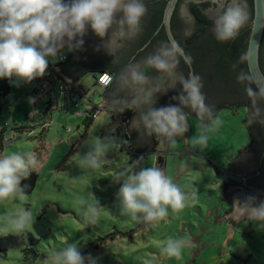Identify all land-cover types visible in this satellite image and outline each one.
<instances>
[{"label": "rangeland", "instance_id": "374dc122", "mask_svg": "<svg viewBox=\"0 0 264 264\" xmlns=\"http://www.w3.org/2000/svg\"><path fill=\"white\" fill-rule=\"evenodd\" d=\"M74 50L65 46L61 52ZM58 54L47 57L45 75L58 63ZM95 77L90 71L75 82L86 95L76 93L78 107L70 100L68 112L50 104L49 95L32 100L30 94L41 86L35 78L13 83L2 100L0 159L15 153L27 162L34 156L37 163L27 172L37 173L38 180L31 193L16 192L0 201V237L24 238L23 250H9L0 264H58L57 257L72 245L83 264H264V221H238L242 218L232 223L225 217L231 207L224 196L233 175L230 164L249 142L246 109H223L203 129L188 115L187 147L177 137L166 148L137 155L110 104L89 127L85 124L86 111L103 102L105 90L96 86ZM51 96L59 98L57 92ZM154 137L159 144L160 136ZM202 137L204 143L199 142ZM92 158L100 167L91 166ZM151 167L181 189L185 207L173 211L166 206L162 220L144 221L138 213L135 221L122 214L120 188L128 175ZM90 206L99 212L95 223L91 213L85 217ZM21 211L30 217L17 232L11 220ZM169 239L184 241L179 258L164 252Z\"/></svg>", "mask_w": 264, "mask_h": 264}, {"label": "clouds", "instance_id": "9594fccd", "mask_svg": "<svg viewBox=\"0 0 264 264\" xmlns=\"http://www.w3.org/2000/svg\"><path fill=\"white\" fill-rule=\"evenodd\" d=\"M147 11L143 0H0V78L15 76L30 82L35 77L43 76L48 66L47 57L54 56L66 40L70 42L82 36L89 28L97 36L104 37L116 21L117 13L123 14L119 23L126 24L128 34L134 36L139 32L140 22ZM247 19V13L239 6L230 4L214 21L216 38L220 41L235 38ZM178 58H184L186 62L191 60L179 42L172 40L162 43L155 53L146 58L145 63L159 73L174 77ZM131 77L140 84L147 82V77L139 71L133 70ZM178 79L182 92L173 99L179 100L180 105L190 107L199 118L210 112L201 91V77L192 73L187 78L181 75ZM237 80L251 84L252 77L240 72ZM246 92L250 98H264V88L253 90L247 87ZM141 119L147 129L167 137L181 134L187 127L186 114L177 105L151 109ZM204 140L202 137L199 142L204 143ZM96 155H100L99 148ZM89 162L94 168L100 167L95 158ZM36 163L34 156H29L26 162L15 153L0 159V201L19 190L21 174H26L28 166ZM119 195L122 214H129L135 221L139 219L138 213L144 214V221L162 220L167 215L166 206L173 211L185 207V194L157 167L128 175ZM89 213L92 215L90 222L95 223L99 215L97 208L90 206L85 213L86 218ZM29 217L30 213H17L16 218L11 220L12 228L17 232L23 230ZM252 218L264 221V203L253 208ZM183 243L182 240L173 242L169 239L164 252L169 257L179 258ZM57 261L58 264H83L74 245L61 253Z\"/></svg>", "mask_w": 264, "mask_h": 264}, {"label": "trees", "instance_id": "16d2710c", "mask_svg": "<svg viewBox=\"0 0 264 264\" xmlns=\"http://www.w3.org/2000/svg\"><path fill=\"white\" fill-rule=\"evenodd\" d=\"M183 1L184 0L178 1L172 16L171 25L175 39L182 46L185 53L191 57L190 62L194 68V73L201 77L203 85L201 91L205 97L206 106H209L210 112H208L205 117L203 116L202 118H199L197 116V118L208 124L223 109H229L236 112L238 108H245L247 114L245 122L249 125V142L247 146L239 151L238 158L242 163L245 159L250 158V154L255 151L258 154L255 167L259 165L262 173L264 174V157L263 160L260 161L261 156H264V98L256 96L253 99L248 96L246 92L247 87H251L253 90H256L253 81L249 84L247 81L239 82L237 80V75L240 72H245L250 76L247 67L246 54L253 19V0H244L248 12V19L245 25L240 29L239 34L235 38L227 41L218 40L213 31L215 19L222 15L224 10L222 13H213L212 18L205 13V9L210 7V3L208 2L189 3V10L193 16L194 24L189 35L183 34L184 32L180 27L182 19L178 14V10ZM143 3L146 5L148 11L141 20V33L137 35V40H135L133 44V46H135V50L133 51L132 56L136 57V59L143 53L149 51L154 45L158 44L161 46L162 43L168 42L164 29H161L153 37V34L161 25L167 0H143ZM115 24L116 21L111 27ZM187 28L188 26L185 24V29ZM149 40L150 43L147 47L140 51V49L145 46ZM263 45L264 34L260 45L259 58L260 67L264 73V57L262 56ZM64 47H60L57 52H61V49ZM79 47L83 48V41L80 37L76 42L74 52L66 55L67 58L64 62H60L55 65V69L51 71L50 79L53 81L54 79L58 80L65 78L76 86L75 82L90 71L95 74L109 73L112 75L113 81L111 85L105 89V97L109 96L108 93L116 85L118 73L123 66L111 62L80 63L76 59ZM178 60V68L184 73V77L187 78L189 74L188 66L184 63L182 58H178ZM140 72L146 76L152 72V68L144 63ZM35 79L40 82L42 78L35 77ZM19 80L20 78L15 76L10 79L3 78L0 80V107L3 103L2 100L5 99L10 92L12 84L17 83ZM78 90L81 89L79 88ZM181 92L176 95L178 96ZM219 98H221V102L215 103ZM98 107L99 106L93 105L86 116L84 122L87 127H89L91 122L94 120L92 115ZM103 107H107V104ZM117 114L120 117L123 126L132 119L134 116V110L130 107H119ZM14 129L17 130V127ZM151 135L153 145L148 151L154 152L158 146V142L156 140L157 137H154L156 134L151 131ZM125 138L128 140L127 136H125ZM254 146L255 148L253 149ZM133 150L136 151V153L138 151L136 147H134ZM233 167H236L235 161L232 162V174L237 171H234ZM37 180L38 175L33 171H28L26 174L22 173L18 186L19 190L17 192L26 194L31 193L35 189ZM262 187L263 188L260 189L263 190L264 185H262ZM23 246V235H7L0 237V259H3L4 255L9 250H23Z\"/></svg>", "mask_w": 264, "mask_h": 264}, {"label": "water", "instance_id": "95a60500", "mask_svg": "<svg viewBox=\"0 0 264 264\" xmlns=\"http://www.w3.org/2000/svg\"><path fill=\"white\" fill-rule=\"evenodd\" d=\"M179 0H167V4L164 9L161 25L153 34V37L161 30L164 29L168 41L175 40L172 32L171 20L176 9ZM210 3V7L205 9V13L213 18V13H222L230 4L232 6H239L245 13L248 12L244 0H184L181 3L182 17L187 22L188 28L185 31L186 35H189L193 29L194 19L189 10V3ZM122 13L116 14V24L110 28L108 33L104 37L97 36L90 28L82 35L77 36L72 41H67L64 46H70L75 49L76 42L80 37L83 41V48L79 47L76 59L80 63L87 62H111L117 65L123 66L118 73V80L116 85L108 93L109 96L105 97L106 92L103 95V102L99 107L110 104L114 109L118 111V108H122L126 105H130L134 108L135 113L132 119L126 125V131L130 135V144H134V147L138 150L150 149L153 145V139L151 137V131L146 128L141 117L147 115L149 110L157 109L162 106L177 105L182 108V111L186 110L183 105H180L179 100L173 99L182 90V85L179 83V76H184V73L178 68L175 69L176 75L169 76L165 73L151 72L146 75L147 82L140 84L135 82L131 77L133 70L139 71L142 68V64L145 62L147 56H141L135 60H131L133 46L135 40H137V34L130 36L127 25H121L119 23L122 18ZM122 33V34H121ZM115 34V35H114ZM264 34V0H253V19L251 24V31L248 40L246 61L247 67L252 81L256 89L264 88V73L260 67V45ZM115 40V43L112 41ZM130 42V43H128ZM150 43V40L143 46L141 50L145 49ZM181 46V45H180ZM182 47V46H181ZM82 48V49H81ZM77 49V48H76ZM185 52V51H184ZM73 53V52H72ZM184 63L188 66L189 74L194 73V68L191 62H186L182 58ZM174 86H173V82ZM156 89H159L157 91ZM105 97V98H104ZM108 102H107V100ZM216 101V100H215ZM221 102V98L215 103ZM206 104V103H205ZM188 108V107H187ZM209 109V106L207 107ZM195 112V111H194ZM201 122V128H207L206 123L198 119L196 116L190 114ZM188 114H186L187 118ZM186 130L172 137L160 136V142L158 148H166L171 138H183L184 145L187 147V139L189 136V126L186 119ZM167 143V144H166ZM238 156L233 160L235 161ZM232 161V162H233ZM232 162L230 164V172H232ZM234 168V167H233ZM234 171L237 170L235 167ZM235 188L228 185L224 189L225 198L231 202V209L225 211V217L230 216L234 223L238 219L252 218L253 208H258L261 203H264V197L260 199L258 203L254 204H242L239 200L234 199L233 194Z\"/></svg>", "mask_w": 264, "mask_h": 264}, {"label": "flooded vegetation", "instance_id": "af4514ba", "mask_svg": "<svg viewBox=\"0 0 264 264\" xmlns=\"http://www.w3.org/2000/svg\"><path fill=\"white\" fill-rule=\"evenodd\" d=\"M178 14L179 17L182 19L180 27L184 32L183 34H185V31L187 30L185 29V24L187 25V22L182 17L181 6L178 10ZM141 26L142 24L140 22V26H139L140 30L139 32L136 33L137 35L141 33L142 30ZM159 47L160 45L156 44L153 47H151L149 51L143 53L141 56L146 55L148 57L151 54L155 53ZM262 50H263L262 56L264 57V45L262 47ZM132 58L133 60L136 59V57L131 56V60ZM152 72H156V70L152 68ZM185 107H186V110H184L185 114L188 115L192 114L197 117L196 112H194L190 107L187 108V106H184V108ZM207 114L208 112H206L203 116L205 117ZM254 148L255 146L253 147V149ZM257 155L258 154L255 151H253L250 154V158L245 159L244 162L241 163L239 158L235 160V166L237 167V171L232 175V180L230 185L235 188V193L233 194L232 197H234V199L239 200L240 203L242 204H246V205L254 204V203L256 204L260 201L262 197H264V189L263 190L260 189L263 188L262 185H264V174L262 173L259 165L255 167ZM263 157L264 156H261L260 161L263 160Z\"/></svg>", "mask_w": 264, "mask_h": 264}, {"label": "built area", "instance_id": "2783aa9c", "mask_svg": "<svg viewBox=\"0 0 264 264\" xmlns=\"http://www.w3.org/2000/svg\"><path fill=\"white\" fill-rule=\"evenodd\" d=\"M58 63L60 62H64L66 60V54L59 52L58 54ZM55 65H50V73H46V75L44 74L43 76H38L40 78H42L40 81L41 83H39L40 86V91L37 90L36 93L32 96L33 101H36V96H40V95H51L52 92H57L60 95H71V94H75L73 95V97L71 98L72 103L78 107V97L76 95V93H78L79 95L83 94L82 91L78 90L76 86H74L68 79L65 78H61L58 79L57 81H52L50 79L51 77V71L55 69ZM95 84L97 87H99L100 89L105 90L106 88H108L112 81H113V77L111 74L109 73H99L96 74L95 77ZM44 81H46V83L48 84V87H45V83ZM86 95V94H85ZM62 105H58L57 110L58 111H62L64 110V108H61ZM102 107H98L97 110H95V112L92 115V118L95 119L97 114L99 113L100 109ZM89 112H86V114L88 115ZM46 126H48V124H46Z\"/></svg>", "mask_w": 264, "mask_h": 264}, {"label": "crops", "instance_id": "0c3cea01", "mask_svg": "<svg viewBox=\"0 0 264 264\" xmlns=\"http://www.w3.org/2000/svg\"><path fill=\"white\" fill-rule=\"evenodd\" d=\"M40 81H42V80H40ZM54 82L55 81H57L56 79H54L53 80ZM80 91H82V90H80ZM36 92V90H34L30 95H34V93ZM83 92V91H82ZM85 93H83L82 95H79L80 97H84L83 95H84ZM73 95H75L74 93L73 94H71L70 96L69 95H60L59 94V98L58 99H55V97H52L51 95H49V101H50V104H52V103H55V105L57 106V108H58V105H62V107L61 108H64V110H65V112H68L67 110H70V108H69V101L71 100V98L73 97ZM32 98V97H31ZM33 100V99H32ZM104 108V107H103ZM67 109V110H66ZM91 110V109H90ZM50 111H52V107L50 108ZM87 112V111H86ZM89 112V111H88ZM122 124V123H121ZM127 125V124H126ZM126 125H123L122 127L125 129V132H124V136H127L128 137V140L126 139V141H130V136L127 134V131H126ZM134 145V144H133ZM140 150H138L137 152H139ZM137 154V153H136ZM138 155V154H137ZM228 203H229V206H230V204H231V202H229L228 201ZM231 220H233V219H231ZM245 220H255V218L254 219H246V218H243V220H238V221H245ZM237 221V222H238Z\"/></svg>", "mask_w": 264, "mask_h": 264}]
</instances>
